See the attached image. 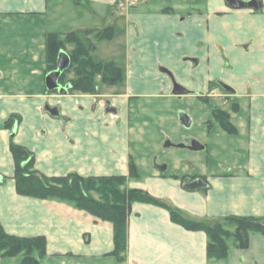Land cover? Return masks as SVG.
<instances>
[{
  "label": "crops",
  "instance_id": "1",
  "mask_svg": "<svg viewBox=\"0 0 264 264\" xmlns=\"http://www.w3.org/2000/svg\"><path fill=\"white\" fill-rule=\"evenodd\" d=\"M134 2L0 0V123L19 116L0 129V223L9 234L45 238L40 264H264V234L251 233L246 249L232 242L226 258L212 259L203 231L142 202L130 206L127 248L118 261L110 222L16 192L11 142L29 149L34 168L47 176L127 175L132 158L139 179L128 187L186 216L207 223L229 215L264 218V0L259 9L226 0ZM105 28L111 37L92 40L91 54L120 65L122 81L98 84L100 94L48 90L46 34L64 39L74 32L84 43ZM176 86L186 92L176 94ZM216 86L228 92L219 107L229 112L234 134L213 121L200 99ZM105 97L115 110L105 109ZM45 104L59 105L64 118L50 116ZM179 112L190 117L188 127ZM192 140L202 149L187 147ZM196 179L202 184L190 187ZM20 260L0 257V264Z\"/></svg>",
  "mask_w": 264,
  "mask_h": 264
},
{
  "label": "trees",
  "instance_id": "2",
  "mask_svg": "<svg viewBox=\"0 0 264 264\" xmlns=\"http://www.w3.org/2000/svg\"><path fill=\"white\" fill-rule=\"evenodd\" d=\"M110 28L97 32V40L110 38ZM65 43L72 44L68 52L69 67L60 75V84H69V91L94 94L98 83L115 85L122 81L123 69L113 61L96 60L92 56L94 45L84 44L74 33L65 34L61 39L59 34L49 32L45 37L46 70L56 68V58ZM73 69L75 76L67 79L66 73ZM213 117L228 133H236L228 116L222 111H214ZM18 115H12L0 123V129L12 128ZM10 151L14 160L15 189L19 195L50 199L84 210L93 217L110 222L113 229L114 248L112 254L118 261H123L127 248V223L130 206L134 202L149 203L168 210L172 222L187 230L203 231L208 242L206 255L212 259H224L228 256L226 240L233 238L234 245L246 249L251 233L264 234V218L252 216L229 215L223 221L207 223L183 214L179 209L171 207L163 200L153 196L141 188H125L128 178H137V169L132 158L127 164V175L83 176L76 172L59 176H47L34 168L33 153L23 145L11 142ZM122 187V188H121ZM97 195L98 197H95ZM227 224H233L235 230L225 229ZM46 254V240L43 236L21 237L4 231L0 223V257L21 255L19 264H40V259Z\"/></svg>",
  "mask_w": 264,
  "mask_h": 264
},
{
  "label": "water",
  "instance_id": "3",
  "mask_svg": "<svg viewBox=\"0 0 264 264\" xmlns=\"http://www.w3.org/2000/svg\"><path fill=\"white\" fill-rule=\"evenodd\" d=\"M232 7L234 8H243V7H252L255 9L260 8V2L259 0H248V1H241V0H226ZM70 65V57L68 53L65 50H60L58 52L57 58H56V68L48 71L45 76V85L46 88L50 91L57 90L61 94H65L67 89L70 87V85L67 83L65 85H61L59 83V77L60 75L69 67ZM223 88L228 89V86L222 85ZM176 94H182L185 93L186 90L183 88L176 86V89L174 90ZM45 111L52 117L56 118H64L61 113H60V106H50L48 104H45L44 106ZM178 118L180 122L188 127L191 123L190 117L188 116L187 113L185 112H179ZM15 130L12 131V134H14ZM170 142H167V145ZM178 147H183L184 144H178ZM187 147L193 149V150H198L202 149V145L199 144L196 140H192L190 145ZM202 182L199 179H196L194 182H191L190 187H196L198 185H201Z\"/></svg>",
  "mask_w": 264,
  "mask_h": 264
},
{
  "label": "rangeland",
  "instance_id": "4",
  "mask_svg": "<svg viewBox=\"0 0 264 264\" xmlns=\"http://www.w3.org/2000/svg\"><path fill=\"white\" fill-rule=\"evenodd\" d=\"M97 36H92L91 34V40L89 39L87 42H84V44L88 45V44H92V45H95V42L92 41V40H96ZM68 46L70 45H67V43H65V47H64V50L68 53L70 52L71 49L68 48ZM96 56V55H95ZM96 59H99L98 56L95 57ZM117 65V63H115ZM119 67H121L120 65H117ZM122 68V67H121ZM75 76L74 74V71L73 69H69L68 72L66 73V78L67 79H70V78H73ZM96 82L98 84H100V78H98V76H96L95 78ZM111 86V85H110ZM101 93V90H100V87L97 88V91L96 93L94 94H100ZM204 94V96H202V98H200L203 102L207 103L210 105V107L212 108V111H211V114L213 116V112L218 110V111H222L223 113L226 114V116H228V118H230V114L228 111L224 110L223 108H220L219 106H222L223 103H225V98L227 97L226 95H228V92L223 90L222 88H220L219 86H216V87H210L209 90H207L205 93H202V95ZM107 98V97H105ZM103 99V98H102ZM98 102H100V98H97ZM103 101V100H102ZM104 103V102H103ZM90 109H92V105H90ZM96 110V108H94ZM233 110H236V106L234 105ZM94 110V111H95ZM213 121L217 122V120L214 119L213 117ZM218 123V122H217ZM212 124V122L209 123L208 126H210ZM129 162V160H128ZM127 162V164H128ZM139 177L137 178H128L124 184V187L125 188H129L128 187V183L132 180H138ZM122 188V187H121ZM95 197H98L97 195H95ZM160 199V198H159ZM167 204V203H166ZM172 207V206H171ZM209 219L210 222H214L215 219L213 218H207ZM218 221H223V218L218 220ZM225 229L229 230L230 232H233L235 230V226L233 224H227L224 226ZM232 242L234 244V241H233V238H229L226 240V243L228 244V247L232 245ZM21 256V255H20ZM22 258V257H21ZM21 261V260H20Z\"/></svg>",
  "mask_w": 264,
  "mask_h": 264
},
{
  "label": "flooded vegetation",
  "instance_id": "5",
  "mask_svg": "<svg viewBox=\"0 0 264 264\" xmlns=\"http://www.w3.org/2000/svg\"><path fill=\"white\" fill-rule=\"evenodd\" d=\"M61 85H65V84H61ZM95 106H96V104H94L92 106V109H94ZM104 107H105L106 110H110V111L115 110V108L112 107L111 102H110V100L108 98H106L105 101H104Z\"/></svg>",
  "mask_w": 264,
  "mask_h": 264
},
{
  "label": "built area",
  "instance_id": "6",
  "mask_svg": "<svg viewBox=\"0 0 264 264\" xmlns=\"http://www.w3.org/2000/svg\"><path fill=\"white\" fill-rule=\"evenodd\" d=\"M127 6L133 5L135 2L134 0H125Z\"/></svg>",
  "mask_w": 264,
  "mask_h": 264
}]
</instances>
